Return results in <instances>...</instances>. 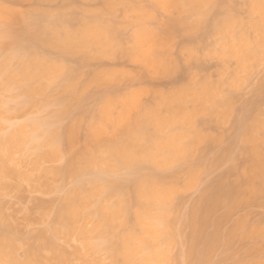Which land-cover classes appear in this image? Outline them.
Returning a JSON list of instances; mask_svg holds the SVG:
<instances>
[{"label":"rangeland","instance_id":"obj_1","mask_svg":"<svg viewBox=\"0 0 264 264\" xmlns=\"http://www.w3.org/2000/svg\"><path fill=\"white\" fill-rule=\"evenodd\" d=\"M110 2L0 0L22 17L19 23L9 24L13 29L33 30L32 24L38 23L62 40L68 33L77 37L70 49L37 40L19 53V59L47 63L52 71L33 80L16 82L12 91L0 85V136L9 127H18L31 119L47 122L45 127L50 124L58 131L77 122L78 152L94 148L95 140L88 136L91 126L109 132L113 141L101 151L94 148L97 157L116 145L126 151L128 159L124 163L111 158L106 164H83L81 178L86 184L105 171L110 182H99L94 193L87 184L86 191L92 202L98 201L115 215L111 219L80 216L73 226L86 229L88 234L57 235V244L66 251L69 264H198L199 259L187 255L192 245L193 215H200L207 200L219 192L228 193L223 195L226 199L235 191L240 192L233 184L240 186L247 177L248 184H253L255 166L247 163L252 147L247 148L250 141L243 137L244 124L259 120L261 126L253 143L264 141V0H211L204 21L171 25L166 40L150 43L151 60L156 65L135 55L134 37L141 27L158 32L169 19L186 14L159 9L155 18L142 19L136 10L128 8L130 0L112 6ZM154 2L140 0L145 6ZM229 17L232 21H223ZM1 23L8 22L0 19L3 32L5 26ZM97 29L105 35L110 33L105 53L89 34V30ZM0 36L6 44L0 52L1 60L13 54L14 44L9 37L1 33ZM105 73L116 77L106 84L96 82V77ZM205 90L215 102H210ZM73 91L75 96H71ZM25 93L26 97L12 101L13 95ZM107 97L113 101L112 116L100 113ZM182 97L184 100L179 102ZM127 98H133L135 105L131 104L128 115L122 119L119 114ZM5 101L19 103L22 111L3 115ZM66 108L67 114L55 118ZM149 111L156 112L162 122L156 123ZM129 122L130 132L126 130ZM40 128L44 129L43 124ZM60 147L62 154L65 149L62 144ZM65 154L42 162L38 169L31 161H23L19 153L14 156L13 165L27 180L15 183L21 185V190L11 188L0 193L4 219L0 220L17 231L19 260H25L27 247L36 241L35 237L54 225L53 214L63 201L64 192L57 190L59 182L48 173L64 165L68 158ZM245 167L251 169V174H246ZM73 182L66 179L62 185L69 189ZM227 185L228 192L224 191ZM250 186L246 187L247 197L243 193V200L240 193L239 208L235 206L229 216L226 213L230 211L231 198L227 199L228 206H224L223 196L224 203L213 205L217 208L209 214L210 222L203 228L196 250L205 252L207 238L216 232L223 233L220 238L225 235L226 246L224 241L217 245L205 257L204 264H233L238 259L243 264H264V196L253 194ZM230 187L235 191H230ZM140 191L146 194L141 196ZM239 221L243 228L234 227ZM257 227L262 236L255 233ZM234 228L235 235L229 236ZM99 244H104V248H97Z\"/></svg>","mask_w":264,"mask_h":264},{"label":"bare ground","instance_id":"obj_2","mask_svg":"<svg viewBox=\"0 0 264 264\" xmlns=\"http://www.w3.org/2000/svg\"><path fill=\"white\" fill-rule=\"evenodd\" d=\"M121 1L122 0H111L110 6L117 4ZM209 3H211V0H155L153 5L145 6V5L140 4V0H130V2L127 5L128 8L136 10V12H138V14L140 15L142 19L155 18L156 12L159 9H163L164 11H167V12L177 11L179 13L186 14V16L169 19L163 24L162 30L158 32L148 30L146 27H141L137 35L134 37L136 46L133 49V51L135 52V55L137 57H140V59L142 60L149 61L153 65H156V62L151 60V56L153 55V53H152L150 43H156L159 40H166L167 36L169 35L168 29L169 27H171V25L186 24L187 21H197V22L204 21L205 9L208 7ZM0 19L8 22L6 24L1 23L3 26H5V28H3V32L0 31V33L4 35V37H9L14 44L12 46L13 54L9 57L5 56L0 60V78H1L0 85L5 90H9V91L13 90V85L18 81L33 80L35 78L49 75L52 71L51 67L47 65V63L39 62L37 60H27L25 58L23 59L18 58L19 53L25 50L29 44L39 40L47 45L70 49L71 44H72L71 42L75 41L77 38L74 34L68 33V37L62 40L58 38V36L56 37V34L51 29H49L48 27L42 26L41 24H38V23L32 24L33 30L13 29L12 27L9 26V24L19 23V21L22 20V17L15 10L1 3H0ZM223 21H232V18L229 17ZM89 34L91 35L93 42L102 49V52L105 53L109 47L108 41L110 38V33L109 34L107 33V35H105L104 31L99 32L97 29V30H89ZM25 36H30V38L26 39ZM0 38H3V37L0 36ZM5 45L6 44L3 41H0V52L5 47ZM115 77H116L115 74L105 73V74H101L99 77L97 76L95 80L98 83L106 84V83H109L111 80H113ZM20 88L21 87H19V89ZM205 94L207 95L208 98H211L209 97L210 94L207 90H205ZM27 95H28L27 93L23 95L16 94V95H13V97L11 98H12V101H16L20 99V96L26 97ZM75 95H76V92L73 91L71 93V96H75ZM178 100L179 102H182L184 100V97L178 98ZM210 102H215V100L211 98ZM21 103H25V102H21ZM18 104L12 105L8 101L3 102V105H2L3 115L7 116L13 111L21 112L22 108L19 107ZM131 104L135 105V100H133V98H127L124 100L122 112L119 114V118L121 117L122 119H124L128 115ZM112 105H113V101L107 97V99H105L104 101V106L100 110L101 115L102 116H112V112L110 110ZM67 110L68 109L66 108L64 113H58L55 118H61L63 114H67ZM148 114L151 116V118L154 121H156V123L162 122L156 112L149 111ZM128 119L131 120V117H129ZM114 120L115 119L111 121V126H113ZM258 121L259 120L253 121V123H250V125L249 123L247 125L244 124V127H243V130H244L243 137L245 140L250 141V143L252 142V145L256 144L253 142H256L257 140L256 132L258 130V126H261L259 124L260 121L259 122ZM261 122L263 124V121ZM49 123H52V122H49ZM42 124L44 126L43 130L42 128H40ZM46 124L47 122L42 123L39 119H31V120L26 121L24 124L19 125L18 127H9L6 130V132L2 136H0V193L8 191L11 188H16L18 190H21V185L15 184V183L27 180V176L20 169L16 168L13 165L14 156L16 154L19 153V155L22 156V160L25 162L31 161L33 164V167L38 169L42 162L52 161V160L54 161L55 159H57V157H60L62 154L66 152L68 158L65 159L66 162L64 163V165H62L61 167L55 170H52L51 173H48L59 182V185H57V190L64 192V196L62 199L63 201L59 205H57V208L54 211L53 227L48 231L40 232L35 237L36 241H33V243H31L27 247L26 258L24 261L19 260V258L16 255V250L18 247V242H17V237H16L17 231H15L16 229H13V227H11L7 223L0 220V226H1L0 264H50V263L69 264L66 258L67 257L66 251L57 244V241H56L57 235L64 234L66 237H69V236H75V235L84 236L88 234V231H86V229H83V228L75 229L73 226V223L80 216L86 219H96L99 217L111 219L115 215L114 211H110L108 208L101 206L98 201L92 202L91 199L89 198L90 193H87L86 191L87 184L91 186L90 192L94 193L98 190L99 182H101L102 184H108L110 182L109 179H107L104 176L105 171L102 172L101 175L97 176V180H89L87 184L85 183V179L81 178V175L84 172L83 164L90 165V164H97L98 162H103L106 164V162L110 161L111 158L116 161H121L124 163L128 159L127 153L124 150V148L122 146L116 145L113 148L109 149L105 154H103L101 158L97 157L95 155V149L96 151H101L104 147L111 146L113 141H112V136L110 135L109 132L103 130L102 128L91 126L88 136L89 138L91 137L95 140V146H94L95 149L94 148L90 149V147H88L85 151L78 152L75 149V145L78 142V135H79L78 134L79 124L77 122H73L71 125L63 129V131H58L59 129L57 130V128H52L50 124L45 127ZM0 127H3V122L1 121H0ZM131 128H132V122H129L126 126V130L130 132ZM250 143H248L249 146L247 148L252 147V151L248 153L249 154L248 159L251 158V156L253 157L251 158L252 160L247 159L248 161L247 163L252 162L254 163L253 165L255 166L253 176H252L253 184H251L252 182L248 184L249 179L247 180L248 175L246 174L249 172V170H251L249 168H248L249 170L246 168L248 165H250L248 164L245 167L246 169L244 168V171L247 170L245 171L246 174L243 173V175L247 177V178L245 177L246 180L244 179L243 183L240 182V186H238V184L237 185L233 184V187L235 186L234 189L235 188L238 189V190L237 189L235 190L237 191L241 190L242 192L240 191L237 193L234 189L233 190L237 194L235 193L232 194L230 192V194H232V195L229 194L231 196L229 197L231 198V200H229V202H231L230 205H229V202L227 201V199L229 198L226 199L227 196L224 197L225 195H228V193L224 194L222 192H219L218 194L213 195L211 198L207 200V204L206 206L203 207V209H201L202 213L200 215H193L192 217V220H191V225L193 228V233L191 236L192 245L189 248L187 255L188 257H191V258L194 257L195 259L196 258L199 259L198 264H204L206 261L205 257H207V255L215 247H218L217 245L219 244L221 245L223 241H224L223 243L224 245L226 243L225 235H223L225 239L220 238L222 235L221 236L219 235L223 233L218 231L220 233L216 234L217 232L216 233L214 232L215 235H211V237L209 235H206V238L209 236L207 238L208 240L207 243L209 245L207 246L208 248L205 252L198 253L199 251L197 252L196 250L197 249L196 245L202 239V235L204 234L203 230L205 229V226L208 224L207 222H210L208 221V217H210L209 214H211V212L213 213L214 210L217 208V207L214 208L213 205L217 206L219 201H220L219 205H221V202L224 201L222 199L225 198L227 202L225 201L226 205L224 206L229 205L230 207L228 206V208L231 211L235 206H237V204H240L239 201L241 202L244 198L247 197L246 196L247 193H245L247 191L246 187H249L250 185H251L250 186L251 192L253 194H259V195L264 196V141H261L260 144H256L254 146L255 148L253 146H250L251 145ZM258 143H259V140H258ZM61 144L63 145V148L65 149V152H62V154H60V152L62 151L61 149L62 146L59 148ZM250 150L251 148L247 149V151H250ZM250 153H252L251 156H250ZM250 166L252 167V164ZM248 174H251V173H248ZM66 179L75 181V184L73 182V186L69 189L63 187L62 185L64 184ZM246 182L248 186H246L247 184L246 185L244 184ZM242 187L243 188L245 187L246 189L244 188L245 190H243ZM231 188L232 187H230V191L233 192ZM48 190H51V187H48ZM224 191L228 192V185H227V190H224ZM240 193H242L241 194L242 200L241 198L239 199ZM243 193H245L246 197L243 195ZM144 194H146V192L144 191L139 192V195L141 196ZM254 199L255 198L253 197V200ZM39 205L42 206L43 204L39 203ZM42 208L43 207H40V209ZM212 209L214 210L212 211ZM234 209L231 212L227 209L228 210L227 212L229 213H226V214L229 216V214H232V212H234ZM2 210H3V203L0 202V217L3 219ZM245 219L246 218H244V220ZM242 223H243L242 221H239L235 224L234 227L237 228L241 226ZM263 225L261 222L260 226H263ZM218 227L219 225L217 226V229L215 231L219 229ZM235 228L234 230L232 229L230 233L228 232L229 236H232L235 233V230H237ZM241 228H243V226H241ZM257 228L258 230H256L257 232L255 233H257V236H259L261 232H258L259 227ZM260 229L262 228L260 227ZM247 231L248 230H246V232ZM254 231L255 230L253 229V232ZM249 236H251V238L253 239L252 237L253 235L248 234V237ZM255 238L253 240H255ZM228 240H229V237L227 239V242ZM262 247L264 246L262 245ZM97 248H104V244L97 245ZM204 250H201V251H204ZM259 255L257 257H260ZM251 256L253 257L252 254L250 255V257ZM238 260L241 261L240 259ZM238 260L234 262L233 264H243L241 263L243 260L241 262H239ZM259 260L260 259L258 258V261ZM246 262H249V261L247 260ZM249 263L251 264V261ZM259 263L260 261L258 262V264Z\"/></svg>","mask_w":264,"mask_h":264}]
</instances>
